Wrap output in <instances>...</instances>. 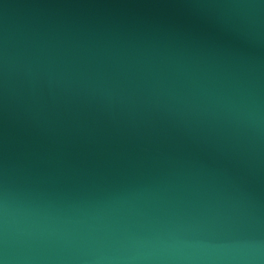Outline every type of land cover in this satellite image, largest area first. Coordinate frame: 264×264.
Instances as JSON below:
<instances>
[{
    "label": "water",
    "instance_id": "95a60500",
    "mask_svg": "<svg viewBox=\"0 0 264 264\" xmlns=\"http://www.w3.org/2000/svg\"><path fill=\"white\" fill-rule=\"evenodd\" d=\"M0 264H264V0H0Z\"/></svg>",
    "mask_w": 264,
    "mask_h": 264
}]
</instances>
